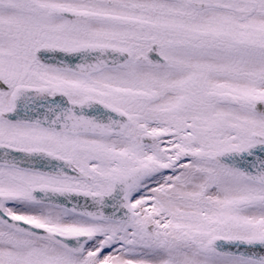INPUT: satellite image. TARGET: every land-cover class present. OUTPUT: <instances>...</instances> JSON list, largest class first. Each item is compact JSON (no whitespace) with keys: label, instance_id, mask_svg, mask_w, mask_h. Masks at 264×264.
I'll use <instances>...</instances> for the list:
<instances>
[{"label":"snow or ice","instance_id":"obj_1","mask_svg":"<svg viewBox=\"0 0 264 264\" xmlns=\"http://www.w3.org/2000/svg\"><path fill=\"white\" fill-rule=\"evenodd\" d=\"M0 264H264V0H0Z\"/></svg>","mask_w":264,"mask_h":264}]
</instances>
